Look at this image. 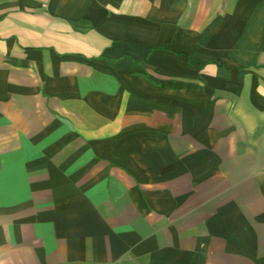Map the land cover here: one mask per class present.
I'll use <instances>...</instances> for the list:
<instances>
[{
    "label": "crops",
    "instance_id": "1",
    "mask_svg": "<svg viewBox=\"0 0 264 264\" xmlns=\"http://www.w3.org/2000/svg\"><path fill=\"white\" fill-rule=\"evenodd\" d=\"M0 264H264V0H0Z\"/></svg>",
    "mask_w": 264,
    "mask_h": 264
}]
</instances>
